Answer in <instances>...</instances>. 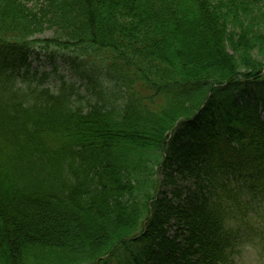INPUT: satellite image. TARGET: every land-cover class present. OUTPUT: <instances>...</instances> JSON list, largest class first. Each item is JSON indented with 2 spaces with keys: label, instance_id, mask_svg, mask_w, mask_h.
Returning a JSON list of instances; mask_svg holds the SVG:
<instances>
[{
  "label": "trees",
  "instance_id": "1",
  "mask_svg": "<svg viewBox=\"0 0 264 264\" xmlns=\"http://www.w3.org/2000/svg\"><path fill=\"white\" fill-rule=\"evenodd\" d=\"M261 205L264 0H0V264H236Z\"/></svg>",
  "mask_w": 264,
  "mask_h": 264
},
{
  "label": "rangeland",
  "instance_id": "2",
  "mask_svg": "<svg viewBox=\"0 0 264 264\" xmlns=\"http://www.w3.org/2000/svg\"><path fill=\"white\" fill-rule=\"evenodd\" d=\"M54 36H56L55 32L47 31L37 35L35 39H46ZM43 45L42 42L36 45V50L32 56L31 75L36 74L35 72L48 74L49 79L45 85L57 89L56 87L66 82L67 86L73 87L71 85H74V89L86 97L91 96L92 93L88 91V88L90 90L93 88L92 80H87L80 74L84 72L87 76L89 70L92 73L95 66L101 64V58L105 57V53L95 51L92 48L88 52H82L74 49L73 46L67 49L55 42H52L47 49L42 48ZM90 54L91 56H89ZM55 66L58 67L57 70H55ZM258 210L252 215L258 224L247 226L241 232L242 244L238 251L236 264H264V205L259 206Z\"/></svg>",
  "mask_w": 264,
  "mask_h": 264
}]
</instances>
